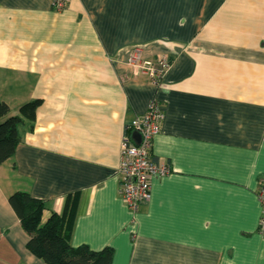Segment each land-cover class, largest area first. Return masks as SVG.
Here are the masks:
<instances>
[{
    "label": "crops",
    "instance_id": "1",
    "mask_svg": "<svg viewBox=\"0 0 264 264\" xmlns=\"http://www.w3.org/2000/svg\"><path fill=\"white\" fill-rule=\"evenodd\" d=\"M134 47L170 65L154 86ZM162 108L151 181L133 218L118 193L124 125ZM23 118L0 165V264H44L8 204L25 192L111 264H264V0H0V102Z\"/></svg>",
    "mask_w": 264,
    "mask_h": 264
},
{
    "label": "built area",
    "instance_id": "2",
    "mask_svg": "<svg viewBox=\"0 0 264 264\" xmlns=\"http://www.w3.org/2000/svg\"><path fill=\"white\" fill-rule=\"evenodd\" d=\"M50 1L55 11H62L67 5V0ZM126 64L135 72L145 75L151 84L159 86L170 61L165 56L157 57L154 61L146 60L142 57L141 48L134 47ZM162 120L161 105L153 100L143 115L124 125L116 173L120 199L133 218L150 199L151 181L170 173L167 165H156L151 160L152 141L161 131ZM133 133L138 134V143L132 139ZM256 197L260 206L256 232L264 240V181L258 184Z\"/></svg>",
    "mask_w": 264,
    "mask_h": 264
},
{
    "label": "trees",
    "instance_id": "3",
    "mask_svg": "<svg viewBox=\"0 0 264 264\" xmlns=\"http://www.w3.org/2000/svg\"><path fill=\"white\" fill-rule=\"evenodd\" d=\"M37 105V101L27 103L20 107L19 115L9 116L7 105L0 102V165L13 156L20 143L18 129L24 122L23 118L32 122ZM8 204L28 236L26 249L44 264L112 263L113 250L110 248L94 252L86 246L71 247V227L61 216L52 213L42 222L46 208L42 201L31 198L25 192H17L8 197Z\"/></svg>",
    "mask_w": 264,
    "mask_h": 264
},
{
    "label": "water",
    "instance_id": "4",
    "mask_svg": "<svg viewBox=\"0 0 264 264\" xmlns=\"http://www.w3.org/2000/svg\"><path fill=\"white\" fill-rule=\"evenodd\" d=\"M132 139L135 141V142H139V136H138V134H136V133H133L132 134Z\"/></svg>",
    "mask_w": 264,
    "mask_h": 264
}]
</instances>
